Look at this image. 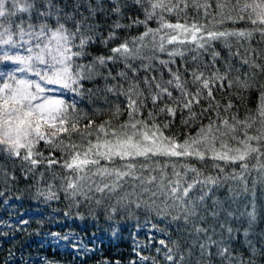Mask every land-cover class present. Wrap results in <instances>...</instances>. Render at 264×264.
<instances>
[{
	"label": "snow or ice",
	"instance_id": "obj_1",
	"mask_svg": "<svg viewBox=\"0 0 264 264\" xmlns=\"http://www.w3.org/2000/svg\"><path fill=\"white\" fill-rule=\"evenodd\" d=\"M215 2L217 13L213 19L217 23L247 21L254 26L253 30L207 31L203 25L196 23L173 24L164 20L165 12L183 11L189 6L197 10L203 9L207 17L212 7L208 0H204V3L191 0V4L189 0H135L144 13V19L130 17L128 24L117 20L106 35L100 31V25L95 21L97 8L91 5L87 7L88 15L85 16L79 11L83 6L80 3L75 4L69 12L66 6L60 5L59 0H43L39 6L37 0H0V152L23 161L28 173H32L41 164L49 168L60 164L65 170H70L73 175L65 177L66 186L63 189L70 206L78 207L80 198L90 200L89 192H115L128 179L139 181L143 191L150 192V203L138 201L135 205L137 208L143 206L146 210L155 211L157 215L190 225L197 234L202 258L205 253L211 258V249L215 248V255L228 264H244L243 259H238L233 254V249L224 239L225 231L229 234L228 239H231V227L225 228L221 224L220 239H216L218 234L213 227L199 226L206 224L209 218L216 219L221 214L232 215L219 202L214 201L211 208L206 204V200L210 198L209 193L221 183L218 177L209 176L189 182L186 179L189 172L197 177L200 175L197 169L181 165L182 171H176V165L173 164L175 179H168L165 184L164 168L167 165H158L162 173L158 191L164 198L157 204V191L144 187L146 184H154L157 178L150 176L145 179L138 175L134 162L137 158L147 161L156 157H194L204 160L211 154L210 158L214 160L232 164L239 162L241 174H233L231 179L242 182V188L231 189L233 195L249 191L245 178L249 171L247 161L253 155L257 161L264 160V91L260 93L255 116L244 120L237 119L235 115L230 118L221 116V110L228 113L235 105L228 100L222 106L214 91L224 89L225 86L231 88L234 84L248 90L252 84L247 73L244 79L239 76L235 80L229 79L233 70L231 65H226L223 71L217 69L215 63L220 53L212 52V61L208 65L211 71L205 74L199 68H193L188 73V79L185 78L187 69L183 72L180 69L174 71L168 65L175 61L160 59L158 55L166 53L170 58L183 55L182 51L176 49L169 51V45L192 44L197 49L207 50L212 42L222 38H249L254 32H259L264 37V0H245L243 3L236 0L231 10L228 9L231 0ZM233 11L238 14L233 16ZM111 12L117 16L122 15L119 4H115ZM153 19L160 21L156 29L147 27L148 22ZM137 25L145 26V31L139 36L128 39L119 35ZM97 42L107 49V54L95 55L87 63L83 62L91 55L90 50ZM110 45L114 46L109 47ZM232 55L240 59L242 65L264 73V65L256 63L254 49L245 50L243 54L237 49ZM249 57H252L251 61ZM196 59L198 57H193L194 61ZM156 61L161 67L167 68L170 78L165 80L160 75H152L156 71ZM110 64H123V70L113 76ZM140 71L146 73L143 78L139 76ZM129 72L132 73L131 77L128 76ZM97 78L105 81L107 92L125 98L129 120L121 124L119 129L113 128L110 121L96 126V142L93 143L89 137L93 135L94 121L89 119L88 124L81 128L80 121L83 117L77 110L75 99L70 102L64 94L70 92L83 95L86 91H91L84 88V82H95ZM117 78L120 83H107ZM189 85L195 90H190ZM173 92L177 95L174 96ZM149 101L151 110H148ZM202 103L206 106L201 108L199 115L215 113L216 119H210L209 124L200 127L196 136L185 139L183 143L164 136L163 129L169 126L167 123L163 126L155 123L161 114L175 118L177 113L183 116L186 111L189 115L183 123L189 125L198 116L193 108L200 107ZM145 110H148L149 120L139 118ZM120 113V106L117 105L114 117H118ZM257 121L261 124V129L257 130L256 135H249V130ZM238 131L241 133L239 136ZM100 133L103 134V139ZM74 136H79L82 141L87 140V146L76 143ZM228 139L235 141L238 147H230L226 142ZM41 142L49 150L48 156L38 150ZM217 143L220 151H217ZM82 147L84 150L80 151ZM56 152L62 154L59 159L55 156ZM116 159L125 163L120 167L101 166V160L113 162ZM148 166L147 163L142 164L141 172ZM91 167L96 169L91 177L99 176L100 183L89 177ZM254 167L264 176V163ZM0 174L7 179L6 173ZM39 195L47 200L59 199L57 193L50 188ZM123 199L125 198L122 197L121 200ZM96 203L99 204L100 201ZM116 211L115 207L111 209L113 213ZM247 215L249 223L254 222V212H248ZM22 223L26 224L27 221ZM201 235L202 242L199 240ZM160 244L165 245L164 240ZM165 260L169 264H179V261H183V256L174 254L173 249L168 248Z\"/></svg>",
	"mask_w": 264,
	"mask_h": 264
},
{
	"label": "trees",
	"instance_id": "obj_2",
	"mask_svg": "<svg viewBox=\"0 0 264 264\" xmlns=\"http://www.w3.org/2000/svg\"><path fill=\"white\" fill-rule=\"evenodd\" d=\"M42 2L43 0H37L38 6ZM200 2L204 3V0H200ZM208 2L212 4V7L209 10L210 15L207 17L204 15L203 9L197 10L189 6L183 11L164 13V20L173 24L177 22L187 25L196 23L198 25H203L207 31L253 30L254 26L247 21H240L237 23L225 22L223 24L217 23V21L213 19V16L217 13L216 2L215 0H208ZM243 2H245V0H241V3ZM248 2H250V0H248ZM59 3L61 6H66V10L69 12L75 4L80 3L83 6L79 8V11L85 16L88 15L86 9L89 5L93 8H97L98 14L95 17V21L99 23L100 31L105 35L109 31L110 26L117 20L122 24H128L130 23V17H139L141 20L144 19V13L141 7L135 3V0H102V2L101 0H59ZM189 3L191 4V0H189ZM235 3L236 0H231L228 9L231 10L232 5ZM115 4H119L121 7L122 15L117 16L112 14L111 8ZM144 6L146 7L147 5ZM181 7H183V5H181ZM225 14L228 13L226 12ZM231 14L236 16L238 13L233 11ZM159 24V20L153 19L148 22L147 27L156 29L159 27ZM256 27H259V25ZM144 31V25H137L120 32L119 35L122 38L130 39L139 36ZM167 31L171 32V30ZM111 46L114 45H110L109 47ZM173 49L182 51L183 55L170 58L166 53H159V58L163 60H174L175 63L168 65V67H171L174 71L180 69L183 72L184 69H187L188 72L185 73V78L188 79H190L188 73H190L193 68H199V70L204 71L205 74L211 71L208 65L212 61V52L220 53L215 63L217 69L223 71L226 65H231L233 70L229 79L235 80L237 76L244 79L247 73L252 84V87L248 90H243L239 85L234 84L231 88L225 86L224 89L215 90L214 94L222 106L226 105L228 100H231L235 105L228 113L221 110V116L230 118L235 115L239 120L255 116L260 93L264 91V88L261 87L264 86V73L242 65L240 59L234 57L232 53L237 51V49H239L242 54L245 50L251 51L254 49L256 53V63L264 65V37H262L259 32H254L249 38L228 37L226 40L222 38L221 40L212 42L211 47L207 50L197 49L195 45L192 44H175L168 46L169 51ZM90 51L91 55L83 62L87 63L91 60L92 56L107 54V49L100 45L99 42L93 45ZM193 57H198V59L194 61ZM251 59L252 57H249L250 61ZM155 64L156 71H154L152 75H160L165 80L170 78L167 68L161 67L158 61H156ZM109 68L112 70V75L116 76L119 71L123 70V64H110ZM144 75H146V73L140 71L139 76L143 78ZM128 76L131 77L132 73L129 72ZM120 82L119 78H117V80H109L107 83L111 85ZM126 86L127 85H125V87ZM141 87H143L142 84ZM84 88L90 89L91 91H86L83 95H76L73 99H75L80 116L83 117L80 121V127L83 128L87 125L89 119L94 121L92 129L93 135L89 137V139L95 143L97 135L95 131L96 126L105 121H110L113 128L119 129L121 124L129 120V116L125 109V98L107 92L105 90L104 80L97 78L95 82L85 81ZM189 88L192 91L195 90L192 85H189ZM145 94L147 95V93ZM173 95L176 96L177 93L173 92ZM117 105L120 106L121 113L118 117H114L115 107ZM162 106L163 105H159V107ZM205 106L206 105L202 103L200 107L193 108V111H195L198 116L197 119L192 121L189 125L183 123V120L189 115L186 111L183 116L177 113L175 118L161 114L156 118L155 123L161 126L167 123L169 126L163 129L164 136L170 137L178 143H183L185 139L196 136L200 127L209 124L210 119H216L215 113H205L204 116L199 115L201 108ZM151 109L152 105L149 101L148 110ZM148 110H145L142 117L139 118L149 120ZM258 129H261L259 121L253 125L248 134L256 135ZM240 134V131H238L237 135L239 136ZM99 135L103 139V134L100 133ZM74 140L78 144L82 143L84 147L87 146V140L82 141L79 136H74ZM226 142L230 147H238L235 141L228 139ZM216 148L217 151L221 150L219 143H217ZM38 150L42 151L44 156H48L49 154V150L45 147L43 142L38 145ZM83 150L84 148L82 147L80 151ZM61 155L60 152L55 153L58 159ZM210 155L211 154L204 160H199L194 157H156L147 161H145L144 158H137L134 162L137 166L138 175H142L145 179L150 176H155L157 178L154 184L144 185V187L151 188L152 191H157L158 196H161L160 199L156 201L157 204L164 198L161 192L158 191L162 175L158 165H167V167L164 168V173L166 174L164 178L165 184L168 179H175L172 168L173 164L176 165V171H182L181 165H188L197 169L200 175L197 177L195 174L189 172L186 177L189 182L193 179L203 180L209 176L218 177L221 183L209 193L210 198L206 200V204L211 208L214 201L219 202L220 206L232 215L228 216L226 214H221L216 219L209 218L206 224L199 226L213 227L218 234L215 237L216 239L221 232V224H223L225 228L231 227L233 229L231 239H225V241L231 249H233V254L237 255L238 259L242 258L244 264H248L249 261H251V264H264V178L262 180L260 179L259 176L261 173L254 167L259 163H264V160L257 161L255 155L248 159L249 171L245 174V178L249 191L247 193L238 192L236 195H233L231 189L242 188V182L231 179L233 174H241L239 162L232 164L218 161L211 159ZM66 158L67 156H65V159ZM100 163L101 166L104 167H120L125 161L119 159L113 162L101 160ZM144 163H147L149 166L144 168L141 172V165ZM26 168L27 165L20 159L10 157L7 153L0 152V172L3 173L4 171V173L7 174V179L4 178L0 180V207L2 204L4 205L8 199L12 198L13 201L10 207L7 208L5 206L6 210H11L10 208L14 207V204L18 206L19 210L27 208L43 209L48 218H53V220L59 217H66V225L71 229L77 230L83 236H88L98 229L107 228L109 230L115 224L119 225L120 230L123 229L124 225L126 226V230H130L129 228L131 227L132 229L130 231L132 234V231L138 227V225L143 224L145 221H151L163 232V235L155 236L152 245L148 246V250L156 264H169V262L165 260V251L167 248L173 249L174 254L183 256V261H179V264H228L227 261L215 255V248L211 249V258H208L207 253H205L202 258L201 250L197 244V234L192 231L190 225L186 226L182 221L177 223L170 218L157 215L155 211L146 210L143 206L137 208L135 206L136 202L141 200L146 201L147 197L150 196V192L143 191L139 181L128 179L123 186L115 192H89L91 199L84 201L83 198H80L81 203L77 207L70 206V201L66 198V194L63 191L66 186L65 177L73 175L70 170H65L60 164L54 165L51 168L45 164H41L38 165L32 173H28ZM95 170V167H91V171L88 173L89 177H91V173L95 172ZM91 178L97 183L101 182L99 176ZM259 179L261 181L260 183ZM49 188L51 191L57 193L59 199L49 200L45 208L41 201V198L44 199V197L40 196L39 193L45 192L46 190L48 191ZM130 189H134L136 192L130 196L129 200L124 201L123 204H114L124 197L123 194L125 190ZM96 201H100V203L97 204ZM113 207L117 209L115 213L111 212ZM76 208H79L81 211V217L78 213H74ZM248 212H254L255 215V220L251 224L248 220ZM46 221L47 220H44V222ZM32 231L33 226L25 227L20 231L15 230V232H13L14 236L11 234L12 236H9L8 239L0 243V264H23L25 258L20 259V257L35 254L36 252L45 254L47 259L55 261L58 264H91L95 263L99 258H106L110 261L119 260L123 264H129L128 262L136 256V254H134L135 248L132 245L130 237L123 238L117 245V248L104 247L102 251L97 252L94 256L82 259L81 257L74 256L72 252H68L65 249L62 250L53 248L52 246L40 245L37 238H31L30 234ZM245 233H247V235H245ZM223 236L226 238L229 234L225 231ZM161 240H164L165 245L160 244ZM199 240L201 242L203 241L202 235L199 237ZM177 245H179V248ZM249 245H251V247H249ZM23 251L24 255H21Z\"/></svg>",
	"mask_w": 264,
	"mask_h": 264
},
{
	"label": "rangeland",
	"instance_id": "obj_3",
	"mask_svg": "<svg viewBox=\"0 0 264 264\" xmlns=\"http://www.w3.org/2000/svg\"><path fill=\"white\" fill-rule=\"evenodd\" d=\"M166 13V12H165ZM65 98L69 101L73 100L76 96L73 93L66 92ZM4 173V171H3ZM262 180L264 176L260 175ZM4 175L0 174V180L4 179ZM259 179V183L261 182ZM135 189V188H134ZM130 189L124 191L125 199H119L120 203L114 204H123L124 201L130 199V196L135 194L136 190ZM47 192V190L45 191ZM150 197V196H149ZM149 197L147 200L149 203ZM160 195L158 199H160ZM41 198V197H40ZM12 198L8 199L4 205L0 207V243L3 240L8 239L9 236H14L15 230L20 231L25 227L33 226V231L31 232V238L35 237L38 239L40 245L43 246H52L53 248L65 249L68 252H72L74 256L81 257L85 259L87 257H92L97 252L103 250V248H117V245L125 237H130L132 240V245L134 246V254L136 256L129 261V264H156L154 258L152 257L148 246L152 245L153 239L155 236L163 235L162 230L155 226L151 221H145L143 224L138 225L131 234L130 230H126V226H123V229L120 230L119 225L115 224L109 230L107 228L98 229L93 231L88 236H83L77 230L71 229L66 225L67 218L59 217L55 220L53 218H48L47 214L43 209H23L19 210L18 206L14 204V207H11V210H6L5 206L8 208L12 203ZM42 205L46 208L49 200L42 199ZM231 206V205H230ZM74 213H78L81 217V211L79 208H76ZM47 216V217H46ZM74 216V214H73ZM79 217V218H80ZM47 218V219H46ZM44 220H47L44 222ZM22 221H27L26 224ZM53 221V223H52ZM37 222V223H36ZM12 234V235H11ZM56 234V235H53ZM220 239V236L217 238ZM224 239H228V236ZM33 240V239H32ZM36 246V243H35ZM168 249V248H167ZM166 249V251H167ZM165 251V253H166ZM24 255V251L22 252ZM97 257V256H96ZM23 264H58L55 261L49 260L46 258L45 254L36 252L28 256H22L20 259H24ZM15 264V263H12ZM91 264H123L119 260L110 261L106 258H99L95 263Z\"/></svg>",
	"mask_w": 264,
	"mask_h": 264
}]
</instances>
